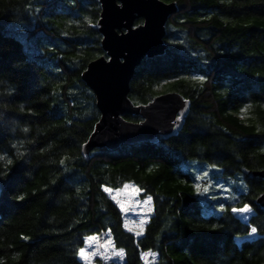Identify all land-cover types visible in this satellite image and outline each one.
Returning a JSON list of instances; mask_svg holds the SVG:
<instances>
[{
  "label": "trees",
  "instance_id": "1",
  "mask_svg": "<svg viewBox=\"0 0 264 264\" xmlns=\"http://www.w3.org/2000/svg\"><path fill=\"white\" fill-rule=\"evenodd\" d=\"M166 1L179 8L168 47L136 67L130 97L181 92V127L86 153L101 116L82 78L105 53L100 0H0V264H85L93 233L123 249L102 264H145L144 252L155 264H264V177L243 171L264 169V0ZM128 182L152 197L139 235L104 191ZM245 204L247 217L232 212Z\"/></svg>",
  "mask_w": 264,
  "mask_h": 264
},
{
  "label": "water",
  "instance_id": "2",
  "mask_svg": "<svg viewBox=\"0 0 264 264\" xmlns=\"http://www.w3.org/2000/svg\"><path fill=\"white\" fill-rule=\"evenodd\" d=\"M98 29L105 53L93 58L82 78L96 94L101 116L95 130L83 145V151L117 148L122 143L156 140L159 135L174 134L182 125L179 117L187 112L188 100L177 90L156 94L147 103L130 97V81L144 58L162 54L166 24L178 11L174 1L100 0ZM143 21L136 24L138 19ZM136 114L141 120H131ZM250 175L264 177V169L244 168ZM254 203L264 209V191Z\"/></svg>",
  "mask_w": 264,
  "mask_h": 264
},
{
  "label": "rangeland",
  "instance_id": "3",
  "mask_svg": "<svg viewBox=\"0 0 264 264\" xmlns=\"http://www.w3.org/2000/svg\"><path fill=\"white\" fill-rule=\"evenodd\" d=\"M89 19H93V17H89ZM137 22L138 20L136 21V24ZM171 84H172L171 82L165 84L164 88L166 89L171 87ZM181 120H182V115L179 117V121ZM126 184L129 185V187L128 189L124 190V185ZM124 185L118 188H113L110 186H106V187L112 189L111 194L108 193L110 196L116 195L117 199L121 201V203H123L124 208L126 209L123 211L124 223L125 225H127L128 229H131V231L137 234L141 232V227H138V225L140 224V220L147 219L152 211V202L150 205L143 204V201L148 197V195H142V190L133 182H128L125 183ZM214 186L216 189L220 188L219 184H216ZM134 188L140 189V192L137 194L134 191ZM230 189L231 186L225 187L224 191H228ZM217 195L218 194H215V196ZM245 205H248L250 208V211L247 213H251L253 211V208L249 204H245ZM243 207L244 206L235 207V208L239 209ZM247 213H237V214L240 215L241 217H247L248 216ZM89 236H95L97 239L93 241H88L87 243H85L83 248H86L87 252H95L96 255L89 256L87 260L81 258L85 264H102L103 261L123 260L124 253L122 258L119 255L115 254L118 253L121 249L115 245L111 236L101 233H93L88 235L87 237ZM153 254L154 253L152 252H144L143 258L145 264H155V254L154 255Z\"/></svg>",
  "mask_w": 264,
  "mask_h": 264
},
{
  "label": "snow or ice",
  "instance_id": "4",
  "mask_svg": "<svg viewBox=\"0 0 264 264\" xmlns=\"http://www.w3.org/2000/svg\"><path fill=\"white\" fill-rule=\"evenodd\" d=\"M192 79H193L194 81H198V82H201V83H202V82L205 80V77H204V76H196V77H193ZM242 111H246V109H243ZM2 159H4V157H3V156H0V160H2ZM8 162L11 163L10 160H9ZM205 175H207V174H205ZM128 187H129V185H127V184L124 185V190L128 189ZM196 190H197V192H200V191H201V187H200V185H196ZM104 191H105V192H108L109 194H111L112 189L105 187V188H104ZM134 191L138 194V193L140 192V189H138V188H134ZM203 191H204V192H207V191H208V188L205 187V188L203 189ZM111 198H112L114 201H116L117 204L120 205L122 211L126 210V209L124 208L123 203H121V201H119V200L117 199V196H116V195H112ZM20 199H23V197H20ZM151 202H152V197H151V196H148V197L143 201V204H144V205H150ZM249 211H250V208H249L248 205H244L243 208H239V209H237V208H232V212H233V213H247V212H249ZM145 223H146V219H141V220H140V224L138 225V227H141V228H142L143 225H144ZM125 227H127V225H125ZM129 230L131 231V229H129ZM256 232H257V229H256L255 227H253V228L251 229V233H252V234H255ZM139 234H140V233H137V235H139ZM96 239H97V238H96L95 236H89V237L86 238V243H87L88 241H93V240H96ZM109 242H110V241H109ZM106 243H108V242H106ZM115 254H116V255H119V256L122 258V257H123V249H121L118 253H115ZM78 255H79L82 259L87 260L89 256H94V255H96V253H95V252H87V251H86V248H83V247H82V248L79 249ZM153 255H154V254H153Z\"/></svg>",
  "mask_w": 264,
  "mask_h": 264
},
{
  "label": "built area",
  "instance_id": "5",
  "mask_svg": "<svg viewBox=\"0 0 264 264\" xmlns=\"http://www.w3.org/2000/svg\"><path fill=\"white\" fill-rule=\"evenodd\" d=\"M257 234H258V232H256L255 234H252V236L257 235ZM250 237H251V235H246V236L238 237V239H244V238H250Z\"/></svg>",
  "mask_w": 264,
  "mask_h": 264
}]
</instances>
